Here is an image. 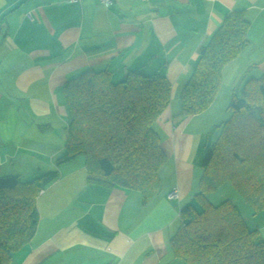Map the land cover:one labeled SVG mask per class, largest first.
Returning a JSON list of instances; mask_svg holds the SVG:
<instances>
[{"label":"crops","instance_id":"0c3cea01","mask_svg":"<svg viewBox=\"0 0 264 264\" xmlns=\"http://www.w3.org/2000/svg\"><path fill=\"white\" fill-rule=\"evenodd\" d=\"M246 11L249 45L222 72L205 112L185 117L180 96L222 20ZM162 76L170 107L156 121L167 161L148 195L89 183L83 156L61 165L71 120L63 88L86 70ZM264 74V0H0V176L24 183L56 172L37 198L31 242L10 264H186L171 251L181 209L194 203L203 163L229 103ZM179 191L178 200L168 195ZM264 237V211L229 199Z\"/></svg>","mask_w":264,"mask_h":264},{"label":"trees","instance_id":"16d2710c","mask_svg":"<svg viewBox=\"0 0 264 264\" xmlns=\"http://www.w3.org/2000/svg\"><path fill=\"white\" fill-rule=\"evenodd\" d=\"M249 27L244 10L224 17L181 93L183 116L213 104L223 69L249 45ZM63 97L71 120L57 164L83 156L89 183L151 194L167 161L154 124L171 105L170 82L139 71L116 82L108 70L89 69L65 85ZM228 110L204 160L194 203L181 209V226L171 240L173 256L186 264H264V237L248 228L231 201L214 205L209 199L230 184L255 214L264 211V74L248 80ZM56 176L50 172L28 183L0 176V264H10L33 239L38 195Z\"/></svg>","mask_w":264,"mask_h":264},{"label":"rangeland","instance_id":"374dc122","mask_svg":"<svg viewBox=\"0 0 264 264\" xmlns=\"http://www.w3.org/2000/svg\"><path fill=\"white\" fill-rule=\"evenodd\" d=\"M236 197L239 200L244 201L243 198L236 192V190L230 184H225L221 188H219L218 191L210 194L209 199L214 205H217L231 198L236 199Z\"/></svg>","mask_w":264,"mask_h":264},{"label":"built area","instance_id":"2783aa9c","mask_svg":"<svg viewBox=\"0 0 264 264\" xmlns=\"http://www.w3.org/2000/svg\"><path fill=\"white\" fill-rule=\"evenodd\" d=\"M72 3H81L82 0H69ZM101 3L106 6L109 7L113 4L114 0H100ZM168 199L170 200H178L179 199V191L178 190H174L172 191L169 195H168Z\"/></svg>","mask_w":264,"mask_h":264}]
</instances>
